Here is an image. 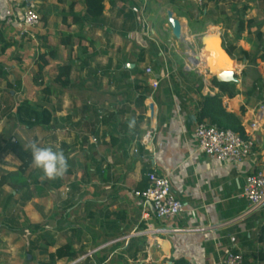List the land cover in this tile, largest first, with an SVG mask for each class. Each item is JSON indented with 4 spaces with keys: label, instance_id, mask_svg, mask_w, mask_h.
<instances>
[{
    "label": "crops",
    "instance_id": "0c3cea01",
    "mask_svg": "<svg viewBox=\"0 0 264 264\" xmlns=\"http://www.w3.org/2000/svg\"><path fill=\"white\" fill-rule=\"evenodd\" d=\"M174 1L106 0L102 16L87 21L84 0H19L13 6L0 0V65L7 74L0 79V178L20 166L10 142L30 152L33 143L60 150L68 164L54 178L31 164L0 186V264H220L229 251L240 252L244 264H264V242L258 241L264 210L249 213L242 197L245 177L264 174V112L259 130H249L264 104L245 96L258 75L242 70L246 61H231L216 40L198 56L227 70L232 65L236 75L242 70L234 84L239 94L224 96L222 106L239 118L252 153L230 163L197 150L200 99L219 92L207 71L186 69L192 39L205 32L217 30L224 49L232 44L251 52L257 33L264 43L258 28L263 0H224L231 22L244 21L237 39L232 23L214 20L216 0L201 11L192 0ZM27 8L44 23L20 37ZM168 10L182 25L183 42L172 36ZM4 44L9 47L2 53ZM64 64L71 66L66 87L54 82ZM151 81L158 83L155 90ZM25 88L36 90L39 100L19 99ZM23 101L48 110L50 123L33 129L19 124L15 111ZM150 172L169 177L184 206L181 215L160 221L134 197ZM24 222L30 227L18 228ZM61 247L75 256L50 260Z\"/></svg>",
    "mask_w": 264,
    "mask_h": 264
},
{
    "label": "built area",
    "instance_id": "2783aa9c",
    "mask_svg": "<svg viewBox=\"0 0 264 264\" xmlns=\"http://www.w3.org/2000/svg\"><path fill=\"white\" fill-rule=\"evenodd\" d=\"M9 6L19 3V0H5ZM194 5L202 7L205 0H192ZM22 30L20 37L30 36V31L40 26V17L32 9L27 8L22 15ZM199 56V55H198ZM196 55L189 57L186 63V69L201 73L198 71L200 59ZM197 60L194 63V60ZM206 68L204 73L206 74ZM145 74L151 75V70L146 69ZM239 73H242L239 71ZM237 76H239L237 74ZM264 83V81H263ZM263 90H264V84ZM158 83L150 82V87L155 90ZM207 94L213 96L214 93L207 91ZM264 104V100L260 104ZM264 106L258 107V114L254 121L249 125V130L255 132L259 130V123L262 121ZM152 135L151 131L145 134L144 140H148ZM196 140L197 150L206 156L214 157L221 162L241 163L245 161L252 153V142L248 138L243 139L239 134L225 128L210 125L202 122L197 123L193 132ZM249 136V133H248ZM146 188L141 191H135L134 197L142 200L151 206L154 217L160 221L169 220L179 216L184 211L183 204L177 200L171 192L169 177L167 175L150 172L146 175ZM242 197L248 202V212L258 213L264 210V174L247 175L242 187ZM220 264H244L243 256L238 251L227 252Z\"/></svg>",
    "mask_w": 264,
    "mask_h": 264
},
{
    "label": "trees",
    "instance_id": "16d2710c",
    "mask_svg": "<svg viewBox=\"0 0 264 264\" xmlns=\"http://www.w3.org/2000/svg\"><path fill=\"white\" fill-rule=\"evenodd\" d=\"M106 0H84L83 5L85 8L84 18L89 21L98 20L103 14V3ZM110 1V0H109ZM170 4H173L174 0H169ZM264 3V0H263ZM210 14V13H209ZM44 18L40 19V23ZM235 37L236 39L239 35L244 31V21L240 18L235 20ZM251 25L248 22L247 28ZM261 33L256 34V38L259 42L258 45H255V50L251 52H246L241 49L236 48L232 44L226 46L225 51L230 58L237 62L246 61L248 66H254L256 61H260L264 64V43L261 42ZM44 48L49 51L50 55L53 54L52 49L47 46V43L44 42ZM9 45L4 44L1 48V52L4 53L6 49H8ZM40 62L43 64V67L47 64L46 60H44V56L40 57ZM40 72L42 71V66L39 68ZM71 72L70 64H64L58 67L57 75L54 79V82L60 86L66 87L69 84V74ZM7 76L4 73L3 68L0 65V79H5ZM211 86L213 88L218 89V94L213 96L206 95L201 97L199 111L196 118V123H208L210 125H215L217 127L229 129L237 134H239L243 139H246L244 135L243 128L241 127L239 118L233 114L227 113L222 106V98L227 96L229 99L234 98L239 94V92L235 89L234 84H223L218 83L214 78L210 81ZM263 79L258 76L257 79L254 80L251 88L245 92V96L250 99L253 95H256V99L262 102V88H263ZM47 90H45L46 93ZM48 92V91H47ZM15 116L19 124L25 126L27 129H33L36 126H45L48 125L51 121V114L48 110L41 107H34L30 105L28 101H23L16 108ZM8 147L10 152L18 159L20 162V166L15 174H9L7 176H3L0 178V186H2L6 180H17L22 175H24L27 169L32 164V156L29 150H25L21 144L19 143H8ZM147 183L142 186H139L138 190H144L146 188ZM45 237V236H44ZM258 241L260 243L264 242V225L260 228ZM47 253V246L43 249ZM68 252V253H65ZM75 255L67 248L61 247L55 251L54 254H49V259L53 260L54 258L62 259L64 257H74ZM173 264H186L183 260H175Z\"/></svg>",
    "mask_w": 264,
    "mask_h": 264
},
{
    "label": "water",
    "instance_id": "95a60500",
    "mask_svg": "<svg viewBox=\"0 0 264 264\" xmlns=\"http://www.w3.org/2000/svg\"><path fill=\"white\" fill-rule=\"evenodd\" d=\"M166 20L171 30L173 38L178 42H183L182 25L179 20L174 18V15L170 10L166 12ZM197 39L203 51L209 50V48H211V40L218 41L221 51L229 58L224 47L222 46V43L220 41L221 35L217 30L205 32L201 34L200 36H198ZM196 62L197 60L195 58L194 63ZM211 69H212L211 65L209 64V66H207L206 68L207 73L211 78H214L218 83L237 84L239 82L237 75L235 74L234 71L218 70V72L216 71L217 74H213ZM150 110L152 111V107H150Z\"/></svg>",
    "mask_w": 264,
    "mask_h": 264
},
{
    "label": "rangeland",
    "instance_id": "374dc122",
    "mask_svg": "<svg viewBox=\"0 0 264 264\" xmlns=\"http://www.w3.org/2000/svg\"><path fill=\"white\" fill-rule=\"evenodd\" d=\"M224 0H216L215 1V9L217 10V12L219 11V14H216V16H215V19L214 20H218V21H220V22H222V23H225V25H228V24H230V23H232V25H234L235 24V20L234 21H232L231 22V17H229L230 16V13L227 11V10H229V9H227L226 11H224L225 9H224ZM207 4H210L209 3V0H205V4L202 6V7H197L200 11L201 10H204L205 8H206V6H207ZM228 16V17H227ZM240 17V16H239ZM240 19V18H239ZM260 23H263L262 25H260L258 28L259 29H261V30H263L264 31V16H262V18L260 19ZM235 26V25H234ZM257 32V31H256ZM254 30L251 32L252 34H254L255 35V33H256ZM257 39V38H256ZM193 41H191V44H192V46H193V49H194V51H192L191 52V56L192 55H200L202 52H203V49L200 47V45H199V42L197 41V40H194V39H192ZM258 41V40H257ZM209 53V52H208ZM209 55V54H208ZM187 59V61H188V57L186 58ZM229 59H230V57H229ZM231 60V59H230ZM232 61V60H231ZM228 70H230V71H234L235 72V68L234 69H232V65H230V68L228 69ZM242 70H245V71H248V70H254L255 71V74H257L258 76L260 75V74H262L263 76H264V67H262L260 64H258V63H256L254 66H249L248 68H245V69H242ZM242 70H241V72H242ZM196 71V70H195ZM197 72V71H196ZM257 72V73H256ZM238 75L240 76V77H242V74L241 73H239L238 72ZM257 75H255L256 77H257ZM255 77V78H256ZM254 78V77H253ZM263 94H264V90L262 89V96H263ZM19 99H27V100H30L31 102H34L35 103V100H39V95H38V93H37V91L36 90H33L32 88H30V89H24V90H22L21 91V94L19 95V97H18ZM263 101V100H262ZM263 104V103H262ZM28 227H30V226H28V224L27 223H22V224H20V226L18 227V228H22V229H26V228H28Z\"/></svg>",
    "mask_w": 264,
    "mask_h": 264
},
{
    "label": "clouds",
    "instance_id": "9594fccd",
    "mask_svg": "<svg viewBox=\"0 0 264 264\" xmlns=\"http://www.w3.org/2000/svg\"><path fill=\"white\" fill-rule=\"evenodd\" d=\"M32 164L49 177L62 175L68 167L66 157L60 150L51 147H40L36 143L31 146Z\"/></svg>",
    "mask_w": 264,
    "mask_h": 264
},
{
    "label": "bare ground",
    "instance_id": "6f19581e",
    "mask_svg": "<svg viewBox=\"0 0 264 264\" xmlns=\"http://www.w3.org/2000/svg\"><path fill=\"white\" fill-rule=\"evenodd\" d=\"M199 59H200V64H199V69H198V71L200 72H202V71H204V69L205 68H207L206 67V65L207 66H209V64L211 65V70H212V73L213 74H217V72H218V70H227V69H224L223 67H219V66H217V65H215L216 63H215V61H214V59L213 58H208L207 59V62H205L202 58H200L199 57ZM217 71V72H216Z\"/></svg>",
    "mask_w": 264,
    "mask_h": 264
}]
</instances>
